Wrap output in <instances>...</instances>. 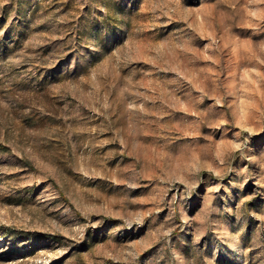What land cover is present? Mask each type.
Wrapping results in <instances>:
<instances>
[{
  "label": "rangeland",
  "instance_id": "374dc122",
  "mask_svg": "<svg viewBox=\"0 0 264 264\" xmlns=\"http://www.w3.org/2000/svg\"><path fill=\"white\" fill-rule=\"evenodd\" d=\"M0 264H264V0H0Z\"/></svg>",
  "mask_w": 264,
  "mask_h": 264
}]
</instances>
